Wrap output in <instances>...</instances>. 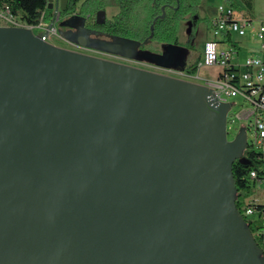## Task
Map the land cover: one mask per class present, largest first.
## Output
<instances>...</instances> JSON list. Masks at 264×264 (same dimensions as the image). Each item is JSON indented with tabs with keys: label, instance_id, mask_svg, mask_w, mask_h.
<instances>
[{
	"label": "water",
	"instance_id": "obj_1",
	"mask_svg": "<svg viewBox=\"0 0 264 264\" xmlns=\"http://www.w3.org/2000/svg\"><path fill=\"white\" fill-rule=\"evenodd\" d=\"M88 19H60L58 35L185 71L188 48L92 38ZM229 109L200 82L0 26V264H264L236 205L248 140L229 139Z\"/></svg>",
	"mask_w": 264,
	"mask_h": 264
},
{
	"label": "trees",
	"instance_id": "obj_2",
	"mask_svg": "<svg viewBox=\"0 0 264 264\" xmlns=\"http://www.w3.org/2000/svg\"><path fill=\"white\" fill-rule=\"evenodd\" d=\"M203 0H69L61 16H71L79 13L91 19V24L110 37H122L144 42H157L163 44H179L178 34L180 25L185 20L191 21V31L203 19L198 14ZM227 5L235 9L245 8L248 13L252 10V0H226ZM49 0H0V11L7 8L25 26H37L43 20L50 24L52 12L49 10ZM243 4V6H242ZM109 7L117 8L118 12L111 20L97 25L95 17L98 11L107 10ZM164 8V11H163ZM165 13V16H161ZM208 21V20H207ZM154 24L153 37L151 26ZM230 42L231 39L227 38ZM191 51V46H187ZM200 59L186 67L184 73L194 76L198 72ZM243 163L236 161L233 165L235 187L237 189L236 205L255 237L256 242L263 251V232L260 220L264 212V205H257L256 211L251 216L244 214V202L256 193L259 180H264V161L250 147L244 153ZM256 172L257 178H251V173Z\"/></svg>",
	"mask_w": 264,
	"mask_h": 264
},
{
	"label": "built area",
	"instance_id": "obj_3",
	"mask_svg": "<svg viewBox=\"0 0 264 264\" xmlns=\"http://www.w3.org/2000/svg\"><path fill=\"white\" fill-rule=\"evenodd\" d=\"M50 27L41 18L37 26H25L17 17L13 16L9 9L0 11V18L7 26L37 28L41 34H46L47 41L58 35L57 23L60 21L59 11L52 12ZM254 19L246 10L235 9L230 6H220L216 16L209 21L208 39L203 46L200 68H216L217 73L213 79H197L202 84L213 90L216 98L221 102H229L231 98L240 97L242 104H230L227 114V132L234 137L244 129L247 134L248 148L258 154V158L264 161V58L248 57L240 60L237 44L232 36H245L247 29L252 35L262 41L261 49L264 50V21L258 28L254 27ZM227 38H230L229 42ZM227 43H231L227 46ZM239 107L235 109V107ZM247 148V149H248ZM251 178L256 179V172L251 173ZM264 180H259L258 184ZM256 198H248L244 202V214L251 216L255 213V207L259 205ZM244 216V215H243ZM261 231L264 233V212L260 220Z\"/></svg>",
	"mask_w": 264,
	"mask_h": 264
},
{
	"label": "rangeland",
	"instance_id": "obj_4",
	"mask_svg": "<svg viewBox=\"0 0 264 264\" xmlns=\"http://www.w3.org/2000/svg\"><path fill=\"white\" fill-rule=\"evenodd\" d=\"M220 6L226 7L227 1L226 0H203L202 1L198 14L201 16L203 20L196 27H194V33L191 31L192 30L191 29L192 20L190 21L189 19H187L181 23L180 31L178 34L179 43L181 46H189V45L191 46V53L188 58L186 67L194 64L199 59L201 61L200 57H202L204 43L208 39L211 38V35L209 34V31H208L209 21L216 16L217 10ZM243 10H246V9L243 8ZM117 12H118L117 8L109 7L106 10V18L111 20L112 17L117 14ZM250 15L254 19V22H253L254 27L258 28V26H260V23L264 21V0H252V10L250 11ZM3 25H6V23L0 18V26H3ZM33 31L35 34L41 33L40 30L37 28H34ZM232 40L240 47V50H239L240 57L239 58L241 61L251 56L253 57L262 56L261 52H264L263 50H261L262 41L255 38L252 35L250 29H247L245 36H238L234 34L232 36ZM48 42L56 46L62 47V48L74 50L68 46H65V43L61 39L60 36L53 37L50 40H48ZM230 45L231 43H227V46H230ZM161 46L162 45L157 42H149L146 48L153 52H160ZM74 51L93 55L92 53H88L87 51H81V50H74ZM95 56L105 58L111 61L127 64V65H132V66L139 67L142 69H146V70H150V71L202 83V81L197 79L196 75L189 76V75H186L184 72L182 73V72L175 71V70H164V69H160L154 66H150L144 62L129 61V60L116 57V56L102 55V54L95 55ZM216 73H217L216 68H203L202 67L198 71V74H199L198 78L211 80L214 78ZM229 102L230 104H233V103L242 104V99L240 97L231 98L229 99ZM238 108H239L238 106L235 107V109H238ZM229 138L233 139L234 135L230 134ZM256 190H259L260 193L264 195V182L257 184Z\"/></svg>",
	"mask_w": 264,
	"mask_h": 264
},
{
	"label": "flooded vegetation",
	"instance_id": "obj_5",
	"mask_svg": "<svg viewBox=\"0 0 264 264\" xmlns=\"http://www.w3.org/2000/svg\"><path fill=\"white\" fill-rule=\"evenodd\" d=\"M75 14H79L78 12L77 13H75ZM80 15V14H79ZM63 18H65V16H61L60 17V19H63ZM95 20H96V17H95ZM97 23V22H96ZM97 25H101V24H98L97 23ZM86 26H87V28L88 29H90L91 31H94V32H96L97 34H95V35H91V37L92 38H100V39H111V37L110 36H107L104 32H102L100 29H99V27L98 26H94V25H92L91 24V19H88V21H87V24H86ZM57 29H59V27L57 26ZM64 30H66V29H64ZM208 31H209V27H208ZM63 41H64V43H65V46H68V47H70V48H72V49H74V50H81V51H87L88 53H92L93 54V56H95V55H99V54H102V55H109V54H105V53H101V52H99V51H95V50H91V49H86V48H83V47H79V46H77V45H75V44H72V43H69L68 41H66L65 39H63V38H61ZM148 43H149V41H148ZM147 43V44H148ZM147 44L146 45H144L143 47H141V49H143V50H148L146 47H147ZM178 45H180V43L178 44ZM181 46V45H180ZM190 46V45H189ZM183 47H186V48H188L187 46H183ZM149 51H151V50H149ZM153 52V51H152ZM161 52V51H160ZM160 52H155V53H160ZM83 53V52H82ZM190 53H191V51H190ZM110 56H113V55H110ZM117 57V56H116ZM201 58V57H200ZM135 62V61H134ZM148 64V63H147ZM148 65H150V66H153V65H151V64H148ZM228 137H229V134H228Z\"/></svg>",
	"mask_w": 264,
	"mask_h": 264
},
{
	"label": "crops",
	"instance_id": "obj_6",
	"mask_svg": "<svg viewBox=\"0 0 264 264\" xmlns=\"http://www.w3.org/2000/svg\"><path fill=\"white\" fill-rule=\"evenodd\" d=\"M58 4V0H52V9H49L51 12H53L55 10V7L57 6ZM237 50L239 51L240 50V47L239 45H237ZM262 50V49H261ZM264 51V50H263ZM240 53V51H239ZM262 56H257V57H261V58H264V52H261ZM195 76V75H194ZM196 76H198V74H196ZM230 139V138H229ZM252 198H256L259 200V203L261 205H264V195L262 193H260L259 190H256V193L252 196ZM263 242H264V234H263Z\"/></svg>",
	"mask_w": 264,
	"mask_h": 264
}]
</instances>
